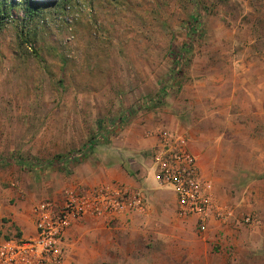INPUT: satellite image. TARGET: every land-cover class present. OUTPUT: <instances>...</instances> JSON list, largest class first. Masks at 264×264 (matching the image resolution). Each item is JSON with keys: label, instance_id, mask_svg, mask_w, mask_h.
Here are the masks:
<instances>
[{"label": "rangeland", "instance_id": "1", "mask_svg": "<svg viewBox=\"0 0 264 264\" xmlns=\"http://www.w3.org/2000/svg\"><path fill=\"white\" fill-rule=\"evenodd\" d=\"M207 105L231 137L222 154L252 173L221 181L233 210L222 230L189 229L209 264H264V0H0V203L33 215L61 197L69 153L110 162L159 117ZM155 245L138 244L137 264L171 263ZM115 258L103 264L135 261Z\"/></svg>", "mask_w": 264, "mask_h": 264}, {"label": "crops", "instance_id": "2", "mask_svg": "<svg viewBox=\"0 0 264 264\" xmlns=\"http://www.w3.org/2000/svg\"><path fill=\"white\" fill-rule=\"evenodd\" d=\"M184 44L188 45L187 42ZM184 44L181 46L182 50H185ZM182 57L177 52L172 60L178 65ZM173 67V72H177L175 65ZM168 78L173 77L169 75ZM205 95L207 98V92ZM200 97L201 95L195 99ZM197 109L203 115H198L196 119H191L195 109L187 113L189 119L184 121L161 116L155 124L157 127L152 130L168 129L185 138L188 151L196 158L199 173L212 183L216 198L223 202L229 195L221 181L226 184L234 182V177H228L232 171H239L245 175L238 185L246 184L247 174L252 171L237 166L235 168L230 161V154H222L223 142L229 143L231 137L217 132L214 111L209 110L208 105L205 111ZM144 132L138 133L134 139L135 149L120 146L118 157L110 162H96L89 158L74 164L71 176L64 185L65 189L75 184L94 187L117 183L140 193L145 200V209L143 212L120 217L112 225L91 216L74 223L68 231L65 264H103L105 260L115 261L116 254L127 261L135 260L132 256L137 254L135 250L138 244L149 241H154L158 247L167 246L166 257L172 259L170 264H209L210 258H214L213 254L207 252L204 244H197L198 239L190 230L192 221L177 216L173 194L159 186L153 171L139 158L138 150L148 151L155 141V136L146 137ZM131 155L135 159H131ZM223 165L226 167H222ZM20 208L0 203V238H10L13 235L29 238L35 234L33 215ZM206 237H214L213 229L203 238ZM137 262L135 260L132 264Z\"/></svg>", "mask_w": 264, "mask_h": 264}, {"label": "built area", "instance_id": "3", "mask_svg": "<svg viewBox=\"0 0 264 264\" xmlns=\"http://www.w3.org/2000/svg\"><path fill=\"white\" fill-rule=\"evenodd\" d=\"M149 136L155 141L148 150V167L159 186L173 194L177 216L193 221L201 237L211 229L222 230L233 210L216 198L212 183L199 173L185 138L168 129ZM144 206L140 193L117 183L75 184L59 199L45 200L33 210V236L0 238V264H65L68 231L74 223L91 216L112 225L120 217L143 212Z\"/></svg>", "mask_w": 264, "mask_h": 264}, {"label": "trees", "instance_id": "4", "mask_svg": "<svg viewBox=\"0 0 264 264\" xmlns=\"http://www.w3.org/2000/svg\"><path fill=\"white\" fill-rule=\"evenodd\" d=\"M29 4L30 3H28V5ZM186 47H184V48L186 49ZM161 93H165V89L163 91H161ZM88 149L89 148H87L86 150H88ZM86 156H87L86 152L84 150H80L78 152L69 153L68 156L65 157V159L62 158V160H59V162H57V163L62 164V163L67 161V162H73L74 164H76L78 162H82L85 159Z\"/></svg>", "mask_w": 264, "mask_h": 264}]
</instances>
